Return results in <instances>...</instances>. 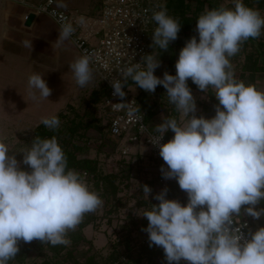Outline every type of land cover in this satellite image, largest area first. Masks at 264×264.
<instances>
[{
	"label": "clouds",
	"instance_id": "clouds-1",
	"mask_svg": "<svg viewBox=\"0 0 264 264\" xmlns=\"http://www.w3.org/2000/svg\"><path fill=\"white\" fill-rule=\"evenodd\" d=\"M232 7L205 9L195 20V35L178 51L175 74L154 75L159 59L151 53L120 69L119 78L110 81L112 95L119 97L114 109L131 108L122 98L128 80L149 93L157 85L165 90L167 102L178 113V120L162 116L147 135L164 162L160 173L174 179L186 194V202L166 198L167 187L153 194L158 203L149 204L138 214L147 220L142 230L149 247H161L167 264H264V226L242 232L237 222L243 215L254 220L264 216V91L234 77L229 57L244 41L257 38L264 28V16L243 0H231ZM155 27L151 45L161 51L177 38L178 20L161 5L151 13ZM58 23L55 47L74 32L73 22ZM77 24L84 17L76 18ZM32 48L30 40L21 42ZM92 54L76 58L69 68L75 83L83 87L92 79ZM107 67V65H102ZM205 92L214 89L216 104L209 118L195 115L196 105L187 80ZM33 99L47 98L50 88L41 74L27 78ZM40 124L55 131L56 114L40 118ZM173 134L161 143L164 134ZM17 161L0 142V264L16 256L18 242L33 239L49 245L70 243L67 233L74 230L86 213L102 205L98 193L83 177L68 167L67 157L56 137L35 135ZM26 166V167H22ZM166 165V167H165ZM148 197L151 189L140 185Z\"/></svg>",
	"mask_w": 264,
	"mask_h": 264
},
{
	"label": "rangeland",
	"instance_id": "rangeland-1",
	"mask_svg": "<svg viewBox=\"0 0 264 264\" xmlns=\"http://www.w3.org/2000/svg\"><path fill=\"white\" fill-rule=\"evenodd\" d=\"M158 1L169 14L170 10L166 7L167 0ZM31 2L35 3V0ZM53 2L56 8L63 11H77L83 15H93L100 0H53ZM184 2L191 8L194 7L193 1L184 0ZM203 3V11L220 6L232 7L231 0H204ZM243 3L258 9L261 16H264V0H243ZM38 15L47 17L43 14ZM0 40L5 41L2 39L1 33ZM185 41L178 31L177 38L170 41L168 49L164 50L160 66L154 70V75L161 77L165 71L169 74H175L174 62L181 48L180 45L183 46ZM62 45V51L65 55L61 52L62 62L60 64L62 68L58 75H53L51 67L48 68V66L41 64V58H38L37 55H33L34 57L23 63V66L18 60L16 64L18 75L14 73L11 76L4 71L0 73V142H4L10 152H15L17 161H20L22 158L20 152L25 150L33 139V129L40 123L42 116L62 113L63 117L60 119L59 126H64L70 120L81 119L88 128L79 131L82 138L74 139V142L81 148L78 156L96 160L100 175L113 176L116 194L111 196L109 191L104 189V184H98V188L95 189V182L82 176L90 189L98 193L102 205L95 211L85 214L86 217L90 218V222L81 230L83 240L73 246L67 245L71 251L72 259L80 263L90 258L94 264H130L133 259L139 258L138 264H167L158 253L159 251L163 252L161 247L153 245L152 254L148 256L146 252L140 251L144 245L137 244L142 236L143 227L147 225L146 218L138 214L149 207L148 203H158L153 199V194L160 191L156 183L159 174L158 163L148 154V149L144 145L140 143L133 145L121 141L120 138L117 140V138L109 137L106 134L104 111L99 102L93 104L89 102V95L81 92L82 94L80 93L76 98L73 106L66 105L70 96L80 87L75 83L73 75H70L71 70L69 68V65L79 56L74 47L75 51H73L67 40ZM243 45L240 46L235 55L229 57L234 77L264 91V28H262L259 37L250 38ZM20 48L18 53L22 59L26 51L22 47ZM248 56L256 57L258 59L257 66L263 68L262 71L255 72L252 82L247 79L248 72L242 70L243 66L249 64ZM169 58L173 59L172 65L169 63ZM33 72L41 74L50 88V95L47 98L37 97L33 99L32 95L29 94L27 78ZM241 75L244 77L242 78ZM87 85L81 89L86 90ZM190 90L196 105L195 115H203L205 118L211 117L213 114L205 112L203 108L211 109L213 107L214 101H216L213 96L214 89L209 87L204 92L195 87L190 88ZM209 90L210 94L208 93ZM125 93L133 97L144 112L149 106H152L154 115L147 122L151 128L161 122L162 116L168 115L180 119L173 106L168 104L166 94H164L165 90L161 85H157L154 91L149 93L134 84L128 86ZM22 167L26 166L22 165ZM140 185L150 187L151 192H149L148 197L142 193ZM166 198L177 199L181 203L186 202L179 197H173L170 189L167 190ZM255 207L259 208L258 205ZM241 216L247 218L251 231L264 226V216L254 220L250 216L243 215V209ZM75 230H77V226L68 232L67 236ZM126 242L131 248L128 251L125 248ZM135 245L138 246L135 248ZM50 257L51 254L42 242L39 247H33L26 254L23 264H38ZM112 258H115L114 261ZM72 259L66 260L62 254L56 261L59 264H72ZM12 264L15 262L12 261ZM179 264H187V262L182 260Z\"/></svg>",
	"mask_w": 264,
	"mask_h": 264
},
{
	"label": "built area",
	"instance_id": "built-area-1",
	"mask_svg": "<svg viewBox=\"0 0 264 264\" xmlns=\"http://www.w3.org/2000/svg\"><path fill=\"white\" fill-rule=\"evenodd\" d=\"M9 1L26 6L29 13L34 15H46L57 27V21L61 17L64 21L73 22L75 30L68 40L79 56L85 53L92 54L90 65L94 76L92 91L102 94L99 104L105 115L106 134L112 138H120L129 144L144 145L160 169L164 162L158 155V149L148 139L147 135L152 133V128L144 119V110L126 93L122 100L136 111L130 112L124 108L114 109L113 103L119 102L121 98L112 95L113 90L110 84L112 79L119 78V72L123 66L131 62H140L145 54L152 52V55L159 59L160 66L164 50L161 51L155 46L150 47L151 32L155 27L151 20V13L159 10L160 2L158 0H100L93 15H83L77 11L60 10L54 6L53 0H35V3L31 2L34 0ZM81 16L84 17L82 25L76 23V18ZM26 17L27 14L23 16L24 21ZM105 64L107 67L102 66ZM127 88L128 86H123L122 90L125 92ZM170 138L164 135L161 143ZM156 183L160 190L164 187L172 190L173 197L186 199V194L179 189L175 180L162 178L160 171ZM237 222L245 225L241 229L242 232L247 233L251 230L247 219L237 218ZM137 244L144 246L149 244L145 231L142 230V236Z\"/></svg>",
	"mask_w": 264,
	"mask_h": 264
},
{
	"label": "trees",
	"instance_id": "trees-1",
	"mask_svg": "<svg viewBox=\"0 0 264 264\" xmlns=\"http://www.w3.org/2000/svg\"><path fill=\"white\" fill-rule=\"evenodd\" d=\"M194 2V7L191 8L184 2V0H167L166 7L169 9V15L176 18L178 20V23H180V29L179 32L181 33L182 37H184L185 40H187L190 36L195 35V20L197 16L203 12V1L204 0H191ZM250 39V38H249ZM247 41V40H246ZM246 41L243 42L246 43ZM242 44V46H244ZM262 46V44H261ZM182 47V45H180ZM247 60L249 61V64L242 67L243 71L248 72V80L250 82L254 79V74L257 71H262L263 68L261 66H257L258 59L256 57L248 56ZM169 63L173 64V59L169 58ZM243 78L244 76L241 75ZM189 88H195L196 86L191 82V80L186 81ZM246 84V83H245ZM134 85V83L131 80H128L125 87ZM210 94V90L208 92ZM101 93L92 91L89 94V102L98 103L101 99ZM143 98V96H141ZM217 102L214 101V104ZM203 110L205 112H211L214 115V108L207 109V107H204ZM154 115L152 112V106H149L146 111L144 112V119L146 122H148L151 117ZM59 120L63 117V114H58ZM88 126L82 122L81 119H78L77 121L70 120L68 123H66L64 126H59L55 131H51L49 129H46L42 124H38L34 127L32 135L33 138L35 135L40 136L41 138H50L51 136H55L58 144L62 147L66 157H67V164L68 167L73 168L78 173H80L81 176H85L86 178H89L90 180H93L95 182V189L98 188V184H104V189L109 191V194L111 196H115L116 194V186L113 183V176L110 175H100L98 168H97V161L94 159H87V158H81L78 156V153L81 151L80 146H78L74 139L82 138V135L79 131L86 130ZM165 137L170 138L172 133L171 131L166 132ZM186 200V199H185ZM258 207H264V200L260 201L258 204ZM244 206H242L241 210ZM240 218L247 219L244 216H240ZM90 222V218L83 216L81 222L77 225V230L71 232L68 234V239L70 240L69 246L75 245L77 242L83 240L81 230L87 226ZM42 244L39 240H32L31 242L25 243L23 241L18 242V252L16 253V256L8 261V264H12V261L15 262V264H23L24 259L26 257V254L33 248V247H39ZM44 245L48 252L51 254L50 258H46L39 262L38 264H59L58 261H56L57 258L60 257V255L63 254L64 259H72L71 251L67 246L64 245H56L52 246L44 242ZM154 245V244H153ZM149 247V244H147L144 247H141L140 251L146 252V254L149 256L152 254V248ZM126 250H130L128 242L125 243ZM163 258L164 254L163 252H158ZM115 258H112V261H114ZM72 264H94L90 258H87L84 262H77L76 260L72 259ZM127 262V261H126ZM139 258H135L131 261L130 264H138Z\"/></svg>",
	"mask_w": 264,
	"mask_h": 264
},
{
	"label": "crops",
	"instance_id": "crops-1",
	"mask_svg": "<svg viewBox=\"0 0 264 264\" xmlns=\"http://www.w3.org/2000/svg\"><path fill=\"white\" fill-rule=\"evenodd\" d=\"M28 13L26 6L9 0H0V33L2 34V39L6 41L2 42L0 40V73L4 71V73H8L11 76L14 73L18 75L16 71L18 60L21 61V66H23V63L34 57L33 55H37L38 58H41V64L48 66V68L51 67L53 75H58L62 68L60 64L62 62L61 52L65 55L62 51L63 45L55 47L54 44L58 35V27L50 18L42 15H34L30 25L25 27L23 16ZM24 40H30L32 48H25L21 43ZM67 41L72 46L71 42ZM20 47L26 51L22 59H20L21 55L18 53ZM73 51L75 50L73 49ZM77 55L79 56L78 53ZM6 61L7 63H5ZM63 73L66 74L65 71ZM70 75H72V72ZM93 86L94 76L92 75V80L88 83L87 89L83 90L81 89L82 87H78V90H76L77 92L79 91L78 93L74 90L75 92L70 96V100L66 105L73 106L81 92L89 95ZM120 140L123 141L122 139Z\"/></svg>",
	"mask_w": 264,
	"mask_h": 264
},
{
	"label": "water",
	"instance_id": "water-1",
	"mask_svg": "<svg viewBox=\"0 0 264 264\" xmlns=\"http://www.w3.org/2000/svg\"><path fill=\"white\" fill-rule=\"evenodd\" d=\"M33 17H34V14H33V13H28V14H27V17H26V19H25V21H24V26H25V27H28V26L30 25V23H31V21H32V19H33Z\"/></svg>",
	"mask_w": 264,
	"mask_h": 264
}]
</instances>
